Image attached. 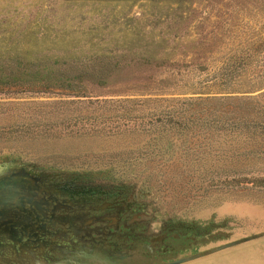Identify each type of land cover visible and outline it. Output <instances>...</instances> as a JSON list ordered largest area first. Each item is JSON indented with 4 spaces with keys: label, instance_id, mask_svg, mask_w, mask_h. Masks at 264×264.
<instances>
[{
    "label": "rangeland",
    "instance_id": "rangeland-1",
    "mask_svg": "<svg viewBox=\"0 0 264 264\" xmlns=\"http://www.w3.org/2000/svg\"><path fill=\"white\" fill-rule=\"evenodd\" d=\"M15 54L121 60L76 92L0 84V175L75 223L84 263L250 238L186 264H264V0H0Z\"/></svg>",
    "mask_w": 264,
    "mask_h": 264
},
{
    "label": "water",
    "instance_id": "water-1",
    "mask_svg": "<svg viewBox=\"0 0 264 264\" xmlns=\"http://www.w3.org/2000/svg\"><path fill=\"white\" fill-rule=\"evenodd\" d=\"M3 176L0 175V194L6 197L0 196V264H76L77 258L81 259L79 264H88L83 262L86 255H81L79 250L85 241L81 239L80 230L79 233L74 230L75 223L70 219L65 223L58 217L56 205L51 210L43 208L45 203L48 204L46 199L28 191L31 188L16 181H11L13 188H10L9 180L4 183ZM87 221L81 229L89 236ZM248 240L250 238L161 264H181ZM120 258L125 259V256ZM107 261L108 264H119L111 259Z\"/></svg>",
    "mask_w": 264,
    "mask_h": 264
},
{
    "label": "trees",
    "instance_id": "trees-1",
    "mask_svg": "<svg viewBox=\"0 0 264 264\" xmlns=\"http://www.w3.org/2000/svg\"><path fill=\"white\" fill-rule=\"evenodd\" d=\"M54 60H51L53 62L48 60L50 64L43 66L40 62L42 60L27 59L18 54L0 60V84L36 83L43 87H59L76 92L83 87V80L101 83L111 72L119 68L121 63L120 59L105 54L95 55L94 58L79 63L72 60L63 64Z\"/></svg>",
    "mask_w": 264,
    "mask_h": 264
},
{
    "label": "crops",
    "instance_id": "crops-1",
    "mask_svg": "<svg viewBox=\"0 0 264 264\" xmlns=\"http://www.w3.org/2000/svg\"><path fill=\"white\" fill-rule=\"evenodd\" d=\"M239 245V244H238ZM194 260V259H193ZM191 261V260H190ZM190 261H187V262H190ZM181 264H186V262H184V263H181Z\"/></svg>",
    "mask_w": 264,
    "mask_h": 264
}]
</instances>
